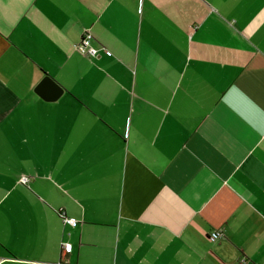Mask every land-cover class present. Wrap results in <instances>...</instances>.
I'll use <instances>...</instances> for the list:
<instances>
[{
  "label": "crops",
  "instance_id": "crops-1",
  "mask_svg": "<svg viewBox=\"0 0 264 264\" xmlns=\"http://www.w3.org/2000/svg\"><path fill=\"white\" fill-rule=\"evenodd\" d=\"M0 264H264V0H0Z\"/></svg>",
  "mask_w": 264,
  "mask_h": 264
},
{
  "label": "built area",
  "instance_id": "built-area-1",
  "mask_svg": "<svg viewBox=\"0 0 264 264\" xmlns=\"http://www.w3.org/2000/svg\"><path fill=\"white\" fill-rule=\"evenodd\" d=\"M92 40H93L92 35L90 33H88L87 31L84 32L82 38L80 39V41L75 46L76 50L83 55H86L89 57H95L98 54V48H96L92 44ZM21 180L23 182H26L28 180V178H27V176H22ZM63 221L65 223H69L73 226L77 223V221L75 219L65 217V216L63 217ZM219 236H220V232L212 231L210 234V239L216 240ZM63 247H64V250H68V249H70V244L64 243Z\"/></svg>",
  "mask_w": 264,
  "mask_h": 264
},
{
  "label": "water",
  "instance_id": "water-1",
  "mask_svg": "<svg viewBox=\"0 0 264 264\" xmlns=\"http://www.w3.org/2000/svg\"><path fill=\"white\" fill-rule=\"evenodd\" d=\"M36 93L45 100H55L62 94V88L49 76H44L35 88Z\"/></svg>",
  "mask_w": 264,
  "mask_h": 264
}]
</instances>
